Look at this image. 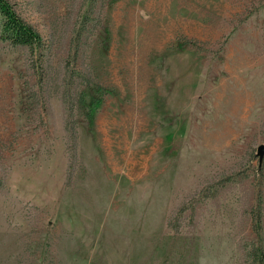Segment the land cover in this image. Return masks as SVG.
<instances>
[{"label": "rangeland", "instance_id": "obj_1", "mask_svg": "<svg viewBox=\"0 0 264 264\" xmlns=\"http://www.w3.org/2000/svg\"><path fill=\"white\" fill-rule=\"evenodd\" d=\"M9 1L0 264H264V0Z\"/></svg>", "mask_w": 264, "mask_h": 264}, {"label": "trees", "instance_id": "obj_2", "mask_svg": "<svg viewBox=\"0 0 264 264\" xmlns=\"http://www.w3.org/2000/svg\"><path fill=\"white\" fill-rule=\"evenodd\" d=\"M0 39L30 50L43 47L39 32L19 15L9 0H0Z\"/></svg>", "mask_w": 264, "mask_h": 264}, {"label": "water", "instance_id": "obj_3", "mask_svg": "<svg viewBox=\"0 0 264 264\" xmlns=\"http://www.w3.org/2000/svg\"><path fill=\"white\" fill-rule=\"evenodd\" d=\"M263 150H264V146H263V145L258 146V148H257V152H258L259 156L262 155Z\"/></svg>", "mask_w": 264, "mask_h": 264}]
</instances>
